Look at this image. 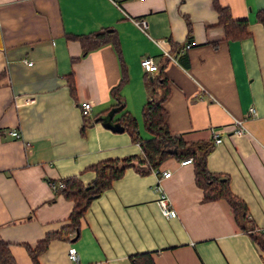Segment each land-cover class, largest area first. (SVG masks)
I'll return each instance as SVG.
<instances>
[{
  "label": "crops",
  "instance_id": "1",
  "mask_svg": "<svg viewBox=\"0 0 264 264\" xmlns=\"http://www.w3.org/2000/svg\"><path fill=\"white\" fill-rule=\"evenodd\" d=\"M214 1L234 19L248 20V36L224 38ZM261 9L264 0H0V241L17 264H34L25 246L34 249L68 223L73 202L52 184L75 176L87 185L95 177L92 165L141 154L127 132L103 121L110 109L117 110L112 122L127 111L139 135L150 137L141 110L149 98L146 81L156 72L142 70V57L158 67L165 62L163 108L172 134L198 141L213 140L211 130L218 131L221 141L208 153L207 168L229 178L231 192L264 235V28L255 18ZM140 19L146 33L135 22ZM105 30L117 46L83 53L75 36ZM123 71L122 111L111 90ZM84 101L92 104L88 116ZM251 106L253 116L247 115ZM84 119L91 123L81 134ZM234 119L242 121L241 134ZM181 161L169 157L149 174L126 169L89 203L77 237L51 240L37 264H132L141 253L155 264H264V252L235 224L230 206L204 202L192 163ZM164 172L170 175L160 184L175 218H164L155 202ZM69 245L77 263L67 256Z\"/></svg>",
  "mask_w": 264,
  "mask_h": 264
},
{
  "label": "trees",
  "instance_id": "2",
  "mask_svg": "<svg viewBox=\"0 0 264 264\" xmlns=\"http://www.w3.org/2000/svg\"><path fill=\"white\" fill-rule=\"evenodd\" d=\"M213 8L218 14L217 24L222 27L226 40H236L248 36L247 19H234L229 9L216 1L213 2ZM255 18L264 28V9L258 10ZM187 24L190 29V23L187 22ZM75 39L80 43L85 54L106 43L117 46L116 37L112 32L106 30L78 35L75 36ZM164 66L165 62L158 67L155 75L146 81L149 98L142 107L141 119L142 127L149 134V138L139 135L137 121L127 111H123L120 88L127 80V75L124 71L122 72L119 83L111 90L112 97L117 100V106L123 111L116 122L120 123L123 131L129 134L133 142L140 145L141 154L103 160L92 165L89 169L95 173V177L87 185H83L75 176H69L62 180L63 187L59 188V192L73 202V208L66 225L57 231L46 233L44 238L37 242L34 249L28 245L25 246L34 264H37V256L47 248L51 240L65 239L70 233L77 237L82 217L89 203L109 188L114 180L122 177L126 169L132 168L139 174H149L169 157H174L177 160L191 158L195 183L202 189V200L204 202L224 200L232 210L235 224L239 229L249 232L255 244L264 252V235L249 220L245 203L231 192L229 178L212 173L207 168L206 159L213 148V140L186 141L180 134H172L169 131L165 122L166 112L163 108V102L169 95ZM2 77L1 74L0 80ZM67 83L70 94L74 96L75 84L71 74L67 75ZM90 123L84 119L80 130L81 134L84 133V127ZM172 149L176 150L175 153L168 151ZM131 263L155 264L149 253L134 255L131 257ZM0 264H17L11 255L9 244L3 241H0Z\"/></svg>",
  "mask_w": 264,
  "mask_h": 264
},
{
  "label": "built area",
  "instance_id": "3",
  "mask_svg": "<svg viewBox=\"0 0 264 264\" xmlns=\"http://www.w3.org/2000/svg\"><path fill=\"white\" fill-rule=\"evenodd\" d=\"M135 22H136L137 26L139 27V29L143 33H146V28H147L146 21L143 19H140V20H137ZM153 42L162 50V56L168 58L169 60H174L173 55L169 54V52H167L166 50H163L161 48V41L160 40H153ZM189 47H190V44H187L184 48H189ZM140 66L145 73H149V74H153V73L157 72V70H158V64L152 57H142L140 59ZM80 106H81L82 114L84 116H88L90 114V111L92 108L91 102H89V101L81 102ZM255 114H256L255 108L253 106L249 107L247 110V115L253 116ZM233 123L236 125L234 132L237 134H241L244 131L242 121L234 119ZM211 134H212V138H213V144L220 143L221 138L219 137L218 131L216 129H213V130H211ZM10 135L16 139L21 138V134L17 130L10 131ZM181 163L182 164L191 163V158L184 159L181 161ZM169 175H170L169 172H164L162 175H158L157 186H156L157 198L155 200V202H156V204L160 210L161 215L166 219L175 218L177 216V213L172 206V203L170 201L169 196L166 194V192L163 190V188L160 184L162 179L169 177ZM52 186H53V188H56V187L61 188V187H63V183L60 182L57 184H52ZM67 256H68L69 260L72 261L73 263H77L79 261L77 250H76V247L74 245H69V247L67 249Z\"/></svg>",
  "mask_w": 264,
  "mask_h": 264
},
{
  "label": "water",
  "instance_id": "4",
  "mask_svg": "<svg viewBox=\"0 0 264 264\" xmlns=\"http://www.w3.org/2000/svg\"><path fill=\"white\" fill-rule=\"evenodd\" d=\"M117 110L115 109H111L108 114H107V120L106 121H103V124L107 127V128H110L114 131H122L123 128L122 126L120 125L119 122H112V115L116 112ZM101 120H104L103 118ZM170 153H175V149H172V150H168Z\"/></svg>",
  "mask_w": 264,
  "mask_h": 264
}]
</instances>
